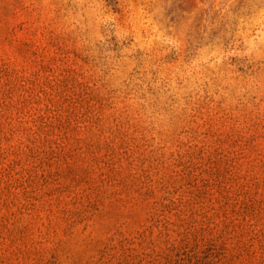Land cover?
Here are the masks:
<instances>
[{"label":"rangeland","instance_id":"obj_1","mask_svg":"<svg viewBox=\"0 0 264 264\" xmlns=\"http://www.w3.org/2000/svg\"><path fill=\"white\" fill-rule=\"evenodd\" d=\"M0 264H264V0H0Z\"/></svg>","mask_w":264,"mask_h":264}]
</instances>
